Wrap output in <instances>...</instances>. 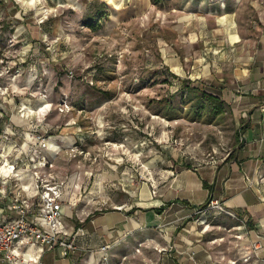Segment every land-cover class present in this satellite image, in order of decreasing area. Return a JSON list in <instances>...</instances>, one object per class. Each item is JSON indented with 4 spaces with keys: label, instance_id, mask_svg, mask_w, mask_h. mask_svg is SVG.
<instances>
[{
    "label": "rangeland",
    "instance_id": "374dc122",
    "mask_svg": "<svg viewBox=\"0 0 264 264\" xmlns=\"http://www.w3.org/2000/svg\"><path fill=\"white\" fill-rule=\"evenodd\" d=\"M0 1V119L10 118L15 103L44 107L39 120L60 147L52 169L67 185L65 207L75 223L131 203L142 183L165 186L180 171L233 158L237 113L224 103L215 114L205 103L196 119L178 91L188 84L217 94L198 78L209 62L201 52L216 47L180 42L186 33L164 21L178 17L162 15L159 0H97L108 16L94 31L84 17L95 0ZM211 201L195 221L206 231L210 262L264 264V248L252 247L264 244L258 219ZM134 252L116 264H152L153 251L137 244Z\"/></svg>",
    "mask_w": 264,
    "mask_h": 264
},
{
    "label": "crops",
    "instance_id": "0c3cea01",
    "mask_svg": "<svg viewBox=\"0 0 264 264\" xmlns=\"http://www.w3.org/2000/svg\"><path fill=\"white\" fill-rule=\"evenodd\" d=\"M158 4L162 15L178 17L164 21L180 25L186 36L178 38L185 46L216 47L211 55L201 52L209 62L201 66L198 78L215 89L239 116L240 146L223 165L209 162L199 169H185L165 186L142 183L131 203L88 213L77 217L76 223L70 219L72 212L63 206L61 227L83 230L76 239L77 248L63 254L59 248L50 251L37 247L38 264H116L120 258L136 256L137 244L146 253L153 251L152 264H213L203 240L206 231L195 227L208 198L236 207L249 220L258 219L264 230V0H159ZM220 60L222 64L217 63ZM37 107L44 111V107ZM16 108V103L11 105L6 113L10 118L0 119V130L6 125L15 131L12 122L18 127L25 125L17 121ZM36 118H40L38 112L32 120ZM25 134L19 131L18 139ZM49 135L51 145L45 154L53 164L60 147L57 138ZM22 180L24 192L33 197L27 172ZM105 244L109 245L106 262L98 250Z\"/></svg>",
    "mask_w": 264,
    "mask_h": 264
},
{
    "label": "built area",
    "instance_id": "2783aa9c",
    "mask_svg": "<svg viewBox=\"0 0 264 264\" xmlns=\"http://www.w3.org/2000/svg\"><path fill=\"white\" fill-rule=\"evenodd\" d=\"M60 110H68L66 103ZM36 112L34 108L20 105L16 118L25 125L18 127L9 121L16 130L11 132L6 125L0 130V264H38L37 247L72 253L77 248L78 235L83 234L81 228L68 231L61 227L64 184L53 172V164L45 154L51 145L50 135L37 118L32 120ZM19 131L26 133L20 139ZM25 172L35 193L33 197L24 192ZM209 203L214 207L213 201ZM108 247L105 244L98 248L104 262ZM252 247L258 252L264 244L254 241Z\"/></svg>",
    "mask_w": 264,
    "mask_h": 264
},
{
    "label": "trees",
    "instance_id": "16d2710c",
    "mask_svg": "<svg viewBox=\"0 0 264 264\" xmlns=\"http://www.w3.org/2000/svg\"><path fill=\"white\" fill-rule=\"evenodd\" d=\"M107 16H108V10L105 3L97 0L92 1L88 5V13H86L84 17V25L87 26L92 31L97 30L100 27L101 20L107 18ZM172 76L175 78L177 77L173 74ZM180 82L183 83L184 80H180ZM183 90H185L184 92L185 98H187L188 102H190L189 111L192 112L193 116H195L194 118L198 119L201 110L205 108L204 106L205 103L208 104L207 106H209V108L215 114H219L223 111L224 102L217 95L212 93H205L203 91H200L197 87L189 86L188 84H186L185 87H183L182 84L178 89L180 94H182ZM173 118H169V119H173ZM237 139H238V132L236 133V141ZM210 200L211 198H208L207 201L201 206V208H204L206 205H208ZM158 212H161V209H158Z\"/></svg>",
    "mask_w": 264,
    "mask_h": 264
},
{
    "label": "bare ground",
    "instance_id": "6f19581e",
    "mask_svg": "<svg viewBox=\"0 0 264 264\" xmlns=\"http://www.w3.org/2000/svg\"><path fill=\"white\" fill-rule=\"evenodd\" d=\"M110 2H111V0H110ZM34 109L36 110V111H38L39 112V110L37 109V107H34ZM41 113V112H40Z\"/></svg>",
    "mask_w": 264,
    "mask_h": 264
}]
</instances>
